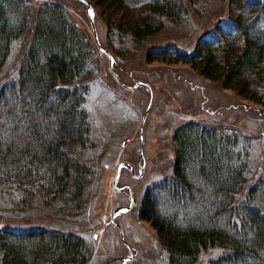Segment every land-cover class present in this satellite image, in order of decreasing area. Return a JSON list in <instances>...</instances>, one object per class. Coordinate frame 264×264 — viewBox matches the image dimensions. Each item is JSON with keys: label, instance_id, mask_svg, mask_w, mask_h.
<instances>
[{"label": "trees", "instance_id": "obj_1", "mask_svg": "<svg viewBox=\"0 0 264 264\" xmlns=\"http://www.w3.org/2000/svg\"><path fill=\"white\" fill-rule=\"evenodd\" d=\"M93 1L110 28L136 39L186 12L183 0ZM234 2L232 26L217 24L191 50L172 49L169 60L264 105V0ZM30 26L16 75L0 85V191L26 200L36 186L47 200L77 205L93 171L80 153L92 146L83 80L93 75L96 55L62 2L0 0V77L12 43ZM170 49L146 56L167 57ZM172 140V172L146 188L137 213L156 229L168 264H195L213 246L222 253L207 264H264V162L252 179L253 136L190 119ZM92 250L73 230L0 226V264H89Z\"/></svg>", "mask_w": 264, "mask_h": 264}, {"label": "rangeland", "instance_id": "obj_2", "mask_svg": "<svg viewBox=\"0 0 264 264\" xmlns=\"http://www.w3.org/2000/svg\"><path fill=\"white\" fill-rule=\"evenodd\" d=\"M55 1L68 8L96 55L93 75L83 80L90 86L86 107L92 146L80 153L92 166V177L77 205L47 200L36 186L26 200L19 192L0 191V226L73 230L93 247L89 264H168L156 229L137 213L146 188L172 172L174 129L197 119L250 133L251 178L263 169L264 105L203 77L190 64L169 60L172 49L191 50L217 24L232 26L239 9L234 0H183L181 20L164 17L159 30L136 39L110 28L93 0ZM31 33L32 26L12 43L0 85L16 75ZM167 47V57L146 56ZM221 253L220 247L206 248L195 264H207Z\"/></svg>", "mask_w": 264, "mask_h": 264}, {"label": "water", "instance_id": "obj_3", "mask_svg": "<svg viewBox=\"0 0 264 264\" xmlns=\"http://www.w3.org/2000/svg\"><path fill=\"white\" fill-rule=\"evenodd\" d=\"M93 29H94V28H93ZM95 35H96V34H95ZM120 167H121V165L119 166L118 170L120 169ZM118 174H119V172H118ZM117 176H118V175H117ZM117 176H116V177H117ZM101 264H103V263H101Z\"/></svg>", "mask_w": 264, "mask_h": 264}]
</instances>
